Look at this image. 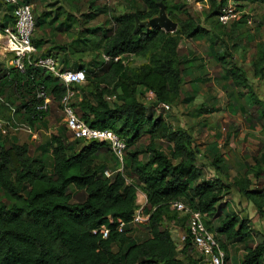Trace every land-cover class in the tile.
I'll list each match as a JSON object with an SVG mask.
<instances>
[{
    "label": "trees",
    "instance_id": "16d2710c",
    "mask_svg": "<svg viewBox=\"0 0 264 264\" xmlns=\"http://www.w3.org/2000/svg\"><path fill=\"white\" fill-rule=\"evenodd\" d=\"M140 1L141 7L115 16L112 25L104 30L98 45L102 56L111 59L103 58L91 74L85 70V83L74 87L78 95L76 113L88 125L110 129L126 142L123 164L107 143L68 141L62 132L51 136L53 164L48 173L43 161L30 155L27 143H19L16 138L8 145L0 141V264H196L190 254L193 244L189 236L178 243L171 234V224L181 220L187 223V215L171 208L176 200L205 215L206 227L223 250L227 242L248 237L249 218L239 219L235 213L220 216L225 183L221 179L193 182L200 155L188 131L173 128L161 113L155 115L152 110L159 108V103L178 101L183 73L191 62L179 56L182 41L201 38L208 29L183 7L170 8L166 0ZM160 2L177 22V29H135L133 13L140 20L149 19L158 14ZM209 3L206 16L216 17L219 23L217 15L225 0ZM3 10L1 26L11 19L10 7ZM40 19L34 25L38 26ZM217 57L223 59L222 55ZM138 58L144 61L130 69ZM253 64L258 72L263 71L264 49ZM71 69L83 68L79 63ZM0 72V79L9 72V79L18 88L21 103L17 110L28 113V125L47 115L48 111L38 108L43 103V98L37 96L39 92L60 107L65 87L45 69L25 62L22 70L7 67ZM229 73L236 85L247 88L243 69L232 64ZM148 91L154 93L152 102L145 100ZM145 136L149 142L144 149L128 150ZM158 140L172 143L168 154L157 149ZM142 153L144 157H140ZM107 170L109 176L105 174ZM234 182L264 218V184L252 187L246 177ZM71 187L83 192V196L74 201ZM139 191L146 197L144 213L148 219L138 225H142L146 236L132 241L135 225L131 221ZM216 218L219 221L214 227L212 220ZM119 219L126 223L122 231L117 230ZM103 225L109 228L106 237L99 232ZM244 262L264 264V243L246 246Z\"/></svg>",
    "mask_w": 264,
    "mask_h": 264
},
{
    "label": "rangeland",
    "instance_id": "374dc122",
    "mask_svg": "<svg viewBox=\"0 0 264 264\" xmlns=\"http://www.w3.org/2000/svg\"><path fill=\"white\" fill-rule=\"evenodd\" d=\"M28 1L33 5L34 23L38 17L41 18L32 34V41L38 44V55H51L65 68H76L80 63L81 68L90 74L97 71L103 62V52L98 43L104 30L112 25L113 18L142 6L140 0H113L110 3L104 0ZM236 1L242 17L233 25L221 26L216 17L206 16L210 0H192L189 3L166 0L170 8L188 10L208 29V33L198 39L182 41L179 56L191 59V62L187 65V72L183 73L178 101L170 104L169 109L154 110L152 107L154 114L161 113L173 128L187 130L192 144L198 149L200 159L196 163L193 182L221 179L227 186L220 200L221 218L227 213H235L239 219L249 218L248 237L226 243L225 264H245V247L264 243V218L240 194L234 182L246 177L251 180L252 187L264 184V68L260 73L253 64L264 49V3ZM197 2L202 5L201 9L196 8ZM217 55H222L223 59ZM140 61L142 59L138 58L130 69L141 64ZM232 64L244 70L247 88L236 85L232 80L229 73ZM0 67L6 68L1 60ZM0 80V118H7L6 115L14 108L16 121L28 124L25 121L28 113L23 109L17 110L21 103L18 88L8 77ZM47 111L46 116L30 125L35 139L20 125L13 131L0 127V141L4 140L8 145L16 138L19 143H27L30 155L43 161L46 171L51 173V136L64 132L67 140H72L60 107L51 103ZM148 142L145 136L128 150L144 149ZM155 145L166 154L172 148V143L165 140H158ZM144 156V153L140 155ZM214 159L215 165L212 164ZM118 170L123 171V168ZM257 171L258 175H254ZM70 191L74 201L83 196V192L73 187ZM137 199L143 203L145 195L139 191ZM218 221V218L212 220L214 227ZM186 227V221L182 220L170 225L171 234L178 243L183 242L180 232L185 233ZM145 236L142 225L133 226L132 241ZM190 254L196 264H204L193 246Z\"/></svg>",
    "mask_w": 264,
    "mask_h": 264
},
{
    "label": "built area",
    "instance_id": "2783aa9c",
    "mask_svg": "<svg viewBox=\"0 0 264 264\" xmlns=\"http://www.w3.org/2000/svg\"><path fill=\"white\" fill-rule=\"evenodd\" d=\"M110 3L113 0H104ZM189 3L192 0H184ZM10 7L11 21L4 26L0 25V35L5 39V50L11 54V65L17 69H23L24 63L32 66H37L51 73L65 87L59 105L62 114L63 122L70 132L71 139H81L84 142L99 141L108 144L112 154H114L121 165L123 164V154L126 149V142L120 138L115 132L110 129H101L88 125L74 109V103L77 100V93L74 89L75 85H82L86 81V72L83 69L61 68L60 65L51 55L39 56V50L32 41L34 31L33 5L24 0H0V24L4 14L3 7ZM196 8L201 9L202 5L197 2ZM241 12L238 9L235 0H225V3L220 7L217 18L219 23L226 25L229 22L240 19ZM250 22L249 20H247ZM104 60L108 61L111 58L103 55ZM117 60V57L113 58ZM43 98V103L38 106L44 111L48 110L51 102L50 97L46 96L43 91L37 94ZM108 99H111L108 97ZM154 93L148 91L145 100L147 102L154 101ZM156 107L169 109L166 103H159ZM17 125V126H16ZM23 126V131L27 132L33 139L36 138L35 132L28 124H20L14 117V108H11L9 117L0 118V127L8 130H15L19 126ZM107 176L110 172L105 171ZM136 209L134 210L132 221L133 225L143 224L148 219V214L144 213L146 205V197L143 203L137 199ZM171 208L182 215H187V231L180 232V240H184L189 236L191 243L198 252L201 261L204 264H225V252L217 242L215 235L205 225L204 214L198 210L191 209L181 200H176L171 203ZM112 221V220H110ZM126 223L122 220L117 222V230L122 231ZM97 230H93L96 233ZM99 232L103 237H106L109 228L105 225L99 228Z\"/></svg>",
    "mask_w": 264,
    "mask_h": 264
},
{
    "label": "water",
    "instance_id": "95a60500",
    "mask_svg": "<svg viewBox=\"0 0 264 264\" xmlns=\"http://www.w3.org/2000/svg\"><path fill=\"white\" fill-rule=\"evenodd\" d=\"M160 9L158 11V14L146 19V20H140L135 13H133L135 18V29L138 27H146V28H152V27H159L162 28L166 32H173L177 29V22L172 20L166 12L165 5L160 2L159 3Z\"/></svg>",
    "mask_w": 264,
    "mask_h": 264
},
{
    "label": "crops",
    "instance_id": "0c3cea01",
    "mask_svg": "<svg viewBox=\"0 0 264 264\" xmlns=\"http://www.w3.org/2000/svg\"><path fill=\"white\" fill-rule=\"evenodd\" d=\"M4 8V7H3ZM5 13V12H4ZM10 13V12H9ZM4 15V14H3ZM9 17L11 18V15L9 14ZM10 21H11V19H10ZM9 21V22H10ZM8 22V23H9ZM34 43V42H33ZM35 44V43H34ZM5 39H4V37L2 36V35H0V60L1 61H3L4 63H5V65H6V68L7 67H11V68H16L14 65H11V54L10 53H8L6 50H5ZM38 48V47H37ZM2 50H5V51H2ZM38 50H39V48H38ZM144 60L142 59V61H140V62H143ZM6 77H10V73L9 72H7V75L5 76V78ZM50 104H51V102H50ZM50 104H49V106H50ZM49 108V107H48ZM70 139H71V136H70Z\"/></svg>",
    "mask_w": 264,
    "mask_h": 264
}]
</instances>
